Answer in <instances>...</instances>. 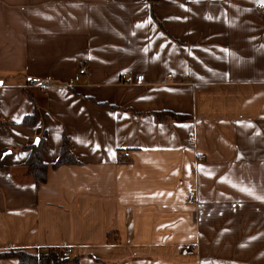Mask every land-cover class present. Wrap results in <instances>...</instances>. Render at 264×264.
<instances>
[{"label":"crops","instance_id":"0c3cea01","mask_svg":"<svg viewBox=\"0 0 264 264\" xmlns=\"http://www.w3.org/2000/svg\"><path fill=\"white\" fill-rule=\"evenodd\" d=\"M261 4L0 0V153L11 152L0 253L71 246L79 264H264ZM128 74L142 82L125 84ZM28 115L36 125H21ZM36 128L45 163L62 133L79 163L49 168L39 187L20 150Z\"/></svg>","mask_w":264,"mask_h":264},{"label":"trees","instance_id":"16d2710c","mask_svg":"<svg viewBox=\"0 0 264 264\" xmlns=\"http://www.w3.org/2000/svg\"><path fill=\"white\" fill-rule=\"evenodd\" d=\"M148 3L153 6L157 0H146ZM101 106L111 107L112 109L115 106L108 105L106 103H100ZM154 117L157 121L165 120L166 118L176 119L178 121H186L188 117H176L175 115H171L168 113L160 112L155 113ZM7 125V123L0 118V126ZM21 125H36L35 115H28V117L23 118ZM36 138L39 140L38 144H34L35 139L30 140L25 146L21 147L20 150L29 152L28 158L21 166L25 170V175L27 177L32 178V181L35 187H39L41 184H44L46 181V176L48 169H57L59 166L63 165H72V164H79L76 160L74 154L71 152V148L69 147V141L66 134L62 133V139L60 142V152L58 155L57 160L52 164L48 165L43 161V151L46 150V137L45 135L41 134V130L39 128L35 129ZM4 153H0V168L3 165V156ZM126 153H122L120 150H117V162H125L130 163L131 161L126 158L125 161H121V156H124ZM38 252L40 258L39 261L37 259ZM56 252L51 248H46V250H32L31 253L23 250H9V251H2L0 253V261L3 259H14L17 261V264H79V255H71L69 257H55Z\"/></svg>","mask_w":264,"mask_h":264},{"label":"built area","instance_id":"2783aa9c","mask_svg":"<svg viewBox=\"0 0 264 264\" xmlns=\"http://www.w3.org/2000/svg\"><path fill=\"white\" fill-rule=\"evenodd\" d=\"M258 11L260 13H262V15L264 16V5H258L257 7ZM79 74L83 75L85 74V66L83 68H81V70L79 71ZM121 80L125 83V84H128V83H133V82H136V83H141L142 82V76H137V77H134L130 74L128 75H122L121 76ZM188 141L189 142H193V138L192 137H188ZM196 198H197V188H195L194 186H189L188 190H187V193H186V203L189 205V204H195L196 202ZM185 249L187 251H190L192 249V247H189V246H185ZM37 254V259L39 261V254L38 252H36ZM72 254V249L69 248V247H63L62 249H60L59 251L56 252L55 254V257H69L71 256ZM50 264H52V262H50Z\"/></svg>","mask_w":264,"mask_h":264},{"label":"rangeland","instance_id":"374dc122","mask_svg":"<svg viewBox=\"0 0 264 264\" xmlns=\"http://www.w3.org/2000/svg\"><path fill=\"white\" fill-rule=\"evenodd\" d=\"M63 247H69V248H71L72 249V254L71 255H73L74 250H73V247H71V246H60V247H55V248H51V249H53L55 252H57L60 249H62Z\"/></svg>","mask_w":264,"mask_h":264},{"label":"water","instance_id":"95a60500","mask_svg":"<svg viewBox=\"0 0 264 264\" xmlns=\"http://www.w3.org/2000/svg\"><path fill=\"white\" fill-rule=\"evenodd\" d=\"M38 143H39V140L38 139H35L34 144H38ZM9 154H11V152L10 151H7L6 153L3 154L2 157H5V156H7Z\"/></svg>","mask_w":264,"mask_h":264}]
</instances>
